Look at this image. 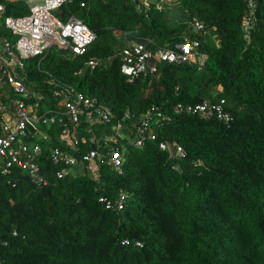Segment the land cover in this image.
Masks as SVG:
<instances>
[{
	"label": "trees",
	"instance_id": "1",
	"mask_svg": "<svg viewBox=\"0 0 264 264\" xmlns=\"http://www.w3.org/2000/svg\"><path fill=\"white\" fill-rule=\"evenodd\" d=\"M2 1L7 14L29 13L24 0ZM176 2L178 24L168 9L140 10L135 0H68L59 16L81 17L96 33L88 52L73 56L53 47L25 60L29 84L40 93L27 101L37 103L39 114L60 110L56 88L68 84L116 119L130 112L138 123L153 105H164L171 120L155 123L156 141L130 149L123 172L104 168V188L87 175L37 188L19 174L17 186L0 185L2 264H264V0L255 9L248 0ZM248 13L253 21L245 27ZM197 20L206 33L193 26ZM187 37L200 39L203 69L162 61L158 74L134 82L122 73L119 49L127 43L145 41L156 50ZM92 57L104 62L85 67ZM221 98L234 116L230 126L169 107ZM39 128L59 141L58 126ZM113 128L110 122L93 127L99 135ZM163 140L183 150L162 151ZM39 160L48 173L51 163ZM120 189L129 192L123 210L99 201Z\"/></svg>",
	"mask_w": 264,
	"mask_h": 264
},
{
	"label": "built area",
	"instance_id": "2",
	"mask_svg": "<svg viewBox=\"0 0 264 264\" xmlns=\"http://www.w3.org/2000/svg\"><path fill=\"white\" fill-rule=\"evenodd\" d=\"M25 1L29 4V13L14 16L6 13V4L0 0V184L7 182L15 185L14 176L22 174L28 176L37 186H47L56 179L76 175L77 170L74 167L79 162L96 175L99 173L100 163L110 164L118 172H122L124 158L117 144L121 139L128 137L124 130L129 125L121 119H116L111 111L102 110L105 109L104 106L97 107L95 98L71 85L58 84L56 93L62 98L59 111L39 114L36 110L37 103L27 101L36 93L40 97V93L29 84L25 60L45 55L53 47L70 51L75 56L85 55L97 36L81 17L71 15L63 20L58 16L57 13L67 0ZM135 1L138 8L145 10L154 4L158 9H163L175 3V0ZM256 1L249 0V7L255 9ZM252 21L251 15L245 17L246 24H251ZM193 26L196 30L206 33L201 21H194ZM3 30L11 36L5 35ZM200 45V39L187 37L183 43L165 44L152 50L145 41H132L119 49L122 58L121 71L129 81L134 82L135 78L142 74H158V65L162 61L196 64L199 69H203L207 55L199 51ZM103 62V59L93 57L85 61L84 65L94 69ZM51 83L54 84V81ZM224 103V98L217 102L206 100L195 105L177 103L175 112L196 113L205 118L217 116L230 125L234 117L225 110ZM82 105L84 108H81ZM154 118L162 120L170 119V116L157 108L146 113L138 127L141 138L135 141L136 144L142 143V138ZM109 122L113 123V133L99 135L94 132L95 124ZM83 123L87 125L89 137L81 134L86 128ZM43 125L59 126L60 143L73 149H78L81 142L91 143V149L82 155L80 161L59 146L53 147L52 159L60 168L52 178L47 177L40 166L39 158L43 152L41 140L53 139L45 130L39 128ZM150 137L155 139L156 135L150 134ZM182 150L181 146L177 147L178 152ZM101 200L106 201V198ZM123 203L122 197L118 200L120 208ZM111 205V201H107V206ZM14 234H17L16 230ZM0 242L7 244V241L1 238Z\"/></svg>",
	"mask_w": 264,
	"mask_h": 264
},
{
	"label": "clouds",
	"instance_id": "3",
	"mask_svg": "<svg viewBox=\"0 0 264 264\" xmlns=\"http://www.w3.org/2000/svg\"><path fill=\"white\" fill-rule=\"evenodd\" d=\"M25 1V0H24ZM68 1V0H67ZM66 1V2H67ZM258 1V0H257ZM256 1V2H257ZM26 2V1H25ZM65 2V3H66ZM27 3V2H26ZM64 3V4H65ZM137 3V2H136ZM28 4V3H27ZM63 4V5H64ZM176 4H177V2H176V0H175V3H173L171 6H167V7H165V8H163V9H159V10H167L168 9V11H170L171 10V8H173V7H175L176 6ZM62 5V6H63ZM155 5V4H154ZM28 6H29V4H28ZM248 6H249V0H248ZM137 7H138V5H137ZM156 7V6H155ZM256 7V6H255ZM157 8V7H156ZM251 8V7H250ZM138 9H140V8H138ZM140 10H145V9H140ZM60 12V11H59ZM58 14V16H59V13H57ZM248 15H251V14H247V15H245L244 16V18H243V23H244V26L246 27V26H248V25H252V23L251 24H246L245 23V17H247ZM60 17V16H59ZM61 18V17H60ZM62 19V18H61ZM64 20V19H63ZM86 23V22H85ZM87 24V23H86ZM88 25V24H87ZM249 32L247 33H245V36L249 39ZM93 44V43H92ZM91 44V45H92ZM66 51V50H65ZM70 54H72L70 51H68ZM73 56H75L74 54H72ZM93 58V57H92ZM90 59V58H89ZM104 60V59H103ZM222 99V98H221ZM221 99H217V101H220ZM179 103H181V102H179ZM177 104V103H176ZM176 104H173L172 106H169V107H173L174 108V111H175V105ZM153 108H157L160 112H163V110H165L166 108H168V107H165L164 105H153L150 109H148L146 112H144L141 116H140V118L138 119V123H133L132 122V119H130V115H129V113L130 112H128L127 113V115L126 116H124L123 118H117V119H121V120H123V122H125L126 124H128L129 126L127 127V128H125V130H124V133H126L127 135H128V137H125L124 139H121L120 141H119V143L117 144L118 146H119V148L121 149V152H122V155H123V158H124V164L127 162V158H128V154H129V151H130V149H140V148H143L144 146H145V144L148 142V141H156L157 139H158V134H157V132L155 131V123H157V122H159L160 120H161V118H154L152 121H151V123H150V127L146 130V132H145V137L144 138H142V143L141 144H136V140L137 139H139V138H141V136L139 135V132H138V127H139V124L141 123V120H142V118L144 117V115L146 114V113H148L150 110H152ZM229 112V111H228ZM231 113V112H230ZM166 114V113H165ZM175 114H176V112H175ZM181 114H184V113H181ZM232 114V113H231ZM176 115H179V113H177ZM233 115V114H232ZM234 117V116H233ZM1 118H2V114L0 115V120H1ZM129 119V120H128ZM160 119V120H159ZM162 120H171V118L169 119V118H165V119H162ZM234 120V119H233ZM232 120V121H233ZM84 125L86 126V128L85 129H83L82 130V132H81V134H85V132H86V130H88L87 129V125L84 123ZM230 125H231V123H230ZM230 125H228V126H230ZM57 126V125H56ZM59 127V126H58ZM59 132H60V127H59ZM59 132H58V134H59ZM87 133H89V130H88V132ZM86 133V134H87ZM85 134V135H86ZM150 134H155L156 135V138L155 139H152L151 137H150ZM58 137V136H57ZM87 137H89V134H88V136ZM50 138H53V137H50ZM58 140H59V137H58ZM41 143H42V146H43V152H42V155L40 156V158L44 161V160H48L50 163H51V165H47L46 164V167H47V169H48V173H46V176L47 177H49V178H52V177H54L55 176V174H56V171L60 168V165H58V164H56L54 161H53V159H52V155H51V153H52V148L53 147H55V146H59L62 150H65L67 153H69V154H71V155H73V156H75L76 158H78L79 159V161H80V158L82 157V155L85 153V152H87L88 150H90L91 149V143L89 142V143H83V142H81V145H80V147L78 148V149H73V148H71V147H68V146H66V145H63L62 143H60V141H58L57 143H54V141H53V139L52 140H47V141H42L41 140ZM52 143V145H50ZM59 144V145H58ZM162 144H165L166 146L165 147H163L162 146ZM46 146L48 147V148H46ZM159 146H160V149L162 150V151H165V150H167V151H169L172 155L175 153V152H178L177 151V147L178 146H181V145H179L177 142H170V141H168V140H163V141H160V143H159ZM45 163H46V161H44ZM124 164L122 165V170H123V166H124ZM40 166H41V168H42V165L40 164ZM105 167H110V168H114L112 165H110V164H107V163H100L99 164V173L96 175V174H94V173H92V172H90V171H88L87 170V168L86 167H84V166H81L80 165V162L74 167V169L75 170H77V173H76V175H71V176H68V177H66V178H63V179H56L55 180V182H53V183H51V184H49V185H47V186H52V185H56V184H58L61 180H64V179H68V178H78V177H80L81 175H87L88 177H90L92 180H94L96 183H97V185H98V187L99 188H104V186H103V182H102V179H103V174H104V168ZM115 169V168H114ZM42 170L43 171H45L43 168H42ZM115 171L118 173V171L115 169ZM123 172V171H122ZM19 175V174H18ZM18 175H15L14 176V178H13V181H15V185H13L12 183H8L9 185H12V186H17L18 185V181H17V176ZM28 177V176H27ZM28 179L30 180V178L28 177ZM4 183H6V182H4ZM3 184V183H2ZM2 184H0V185H2ZM30 184L32 185V186H34V187H37V188H42V187H47V186H37L35 183H33V182H31V180H30ZM123 197V200H124V203H123V207L122 208H120L119 207V205H118V200L119 199H121ZM101 198H106V201H103V200H101ZM129 200V192H127L126 190H124V189H120L119 191H118V194H117V196L115 197V198H113V197H111L110 195L108 196V195H106V194H102V195H100L99 196V201L101 202V203H103L104 205H105V207L107 208V209H113V210H117V211H120V210H123L125 207H126V204H127V201ZM107 201H111V203H112V205H111V207H108L107 206ZM17 231V234H14V231ZM13 234L14 235H18V229L17 228H15L14 230H13ZM25 237V236H24ZM1 238V237H0ZM2 240H4V239H2ZM5 241V240H4ZM126 242H128V240H125L124 241V243H126ZM0 243H2V242H0ZM137 244L138 245H142V243L141 242H137ZM1 260V259H0ZM3 262H0V264H2Z\"/></svg>",
	"mask_w": 264,
	"mask_h": 264
},
{
	"label": "rangeland",
	"instance_id": "4",
	"mask_svg": "<svg viewBox=\"0 0 264 264\" xmlns=\"http://www.w3.org/2000/svg\"><path fill=\"white\" fill-rule=\"evenodd\" d=\"M177 6L171 8L170 10V16L171 18L175 21L176 24H178L177 20H178V14L177 12L174 10V8H176ZM175 11V12H174ZM188 27H190V23L187 24ZM9 36H11L9 33H8ZM83 127H85V125L83 124Z\"/></svg>",
	"mask_w": 264,
	"mask_h": 264
}]
</instances>
